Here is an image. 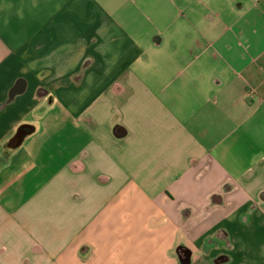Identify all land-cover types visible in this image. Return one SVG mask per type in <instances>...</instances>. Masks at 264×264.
Instances as JSON below:
<instances>
[{
    "label": "crops",
    "instance_id": "obj_1",
    "mask_svg": "<svg viewBox=\"0 0 264 264\" xmlns=\"http://www.w3.org/2000/svg\"><path fill=\"white\" fill-rule=\"evenodd\" d=\"M0 264H264V0H0Z\"/></svg>",
    "mask_w": 264,
    "mask_h": 264
}]
</instances>
